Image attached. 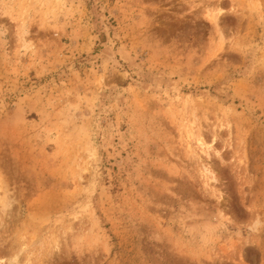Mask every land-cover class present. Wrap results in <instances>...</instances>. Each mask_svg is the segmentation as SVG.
I'll return each mask as SVG.
<instances>
[{
    "label": "rangeland",
    "instance_id": "obj_1",
    "mask_svg": "<svg viewBox=\"0 0 264 264\" xmlns=\"http://www.w3.org/2000/svg\"><path fill=\"white\" fill-rule=\"evenodd\" d=\"M0 264H264V0H0Z\"/></svg>",
    "mask_w": 264,
    "mask_h": 264
},
{
    "label": "bare ground",
    "instance_id": "obj_2",
    "mask_svg": "<svg viewBox=\"0 0 264 264\" xmlns=\"http://www.w3.org/2000/svg\"><path fill=\"white\" fill-rule=\"evenodd\" d=\"M17 257V256H16ZM15 259H17V258H15ZM17 262V261H16Z\"/></svg>",
    "mask_w": 264,
    "mask_h": 264
}]
</instances>
